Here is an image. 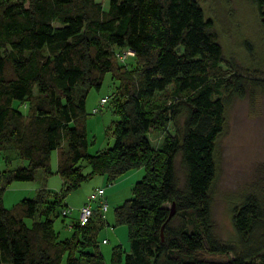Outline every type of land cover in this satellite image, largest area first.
I'll return each instance as SVG.
<instances>
[{"label": "trees", "instance_id": "trees-1", "mask_svg": "<svg viewBox=\"0 0 264 264\" xmlns=\"http://www.w3.org/2000/svg\"><path fill=\"white\" fill-rule=\"evenodd\" d=\"M252 2L264 28V0ZM126 48L132 66L116 55ZM106 72L118 118L112 145L91 153L85 99ZM250 83L264 86L224 55L198 0H0V264H105L98 232L107 221L97 203L83 224L64 221L69 235L60 236L54 218L69 213L65 190L138 167L131 196L114 206L129 249L114 244L111 264H264V198L248 192L232 208L239 249L215 236L211 218L226 104ZM168 88L169 99L156 96ZM154 131L163 134L157 146L147 136ZM53 149L62 187L5 206L13 181L51 173Z\"/></svg>", "mask_w": 264, "mask_h": 264}, {"label": "rangeland", "instance_id": "rangeland-1", "mask_svg": "<svg viewBox=\"0 0 264 264\" xmlns=\"http://www.w3.org/2000/svg\"><path fill=\"white\" fill-rule=\"evenodd\" d=\"M103 6L108 0H99ZM203 8L206 17H210L217 31L224 55L232 60L235 65L249 76H257L264 81V28L260 24V19L252 0H198ZM181 48V47H179ZM128 66L134 64L133 55L125 58ZM115 87V80L109 72L103 76V80L98 87H92L86 94L85 124L89 139L88 151L96 152L101 148H106L113 143L112 127L114 120L118 118L113 108L109 105V100L103 106H98L101 96L110 97ZM170 88L165 93H158L159 98L169 99ZM17 103V102H16ZM19 107L25 109L23 102L17 103ZM98 106L96 112H92V107ZM182 119H179L181 123ZM169 131H174V126L168 124ZM162 133L159 131L148 132L147 136L154 146L162 141ZM0 151V167L3 165V154ZM12 155V152H10ZM57 151L53 149L50 153L51 173L55 174ZM14 164H20V158L13 159ZM217 171L211 185V218L215 236L227 243L232 244L235 249H239V242L232 225V208L239 203L248 192H256L264 198V86L249 84L243 96H233L226 104L225 124L216 144ZM178 181H183V171L176 161ZM140 171V170H139ZM101 174H96L76 188L64 191V201L68 204L70 212L65 217L56 216L54 226L60 236L69 235L70 228L64 223L76 219L79 214V206L82 204L91 190L97 186L104 185L105 189L110 188L111 183L106 180L100 183ZM42 180V181H41ZM43 171L38 169L35 177L25 183L38 187L43 184ZM97 185V186H96ZM61 187L55 189L58 190ZM12 189V188H10ZM108 197V208L103 211L107 224L98 232L99 247L102 251L105 264H111V248L114 244L120 243L122 236L126 243L127 235L117 234L114 227H123L125 224L113 226L114 206L131 196V186H121ZM54 190V189H51ZM118 190V191H117ZM16 193V194H13ZM36 190L11 192L8 190L4 198L5 206H11L15 200L22 197H33ZM96 202L93 203V206ZM27 221L28 218L26 219ZM105 238V241L102 239ZM128 240V239H127ZM129 243V241H128ZM206 257L225 258L228 254H208Z\"/></svg>", "mask_w": 264, "mask_h": 264}, {"label": "crops", "instance_id": "crops-1", "mask_svg": "<svg viewBox=\"0 0 264 264\" xmlns=\"http://www.w3.org/2000/svg\"><path fill=\"white\" fill-rule=\"evenodd\" d=\"M3 165H4V162H3ZM54 169H56V164H55V168ZM142 172H143L142 168L138 167V168H133V169L127 170L126 172L121 174L118 178H116L113 182H111L110 188L105 189L106 199H108L107 196L110 193H112L114 190H116V189L120 190L119 188L121 186H124V185H127L129 187L132 186L133 183L140 177ZM52 173H47L46 174V173L43 172V181L44 182H43V184L39 185L38 187L34 186L32 183L31 184L25 183V181H28V180H25V181L24 180L23 181H13L11 184H9L6 187V189L4 191L3 201H4V198H5L6 192H8V190H11V192H15V191H18V190L33 191V189H35L37 191L38 189H40L42 187H47V188L55 190V189H57L59 187H62V185H63L62 177L57 172L55 174H52ZM105 180H106L105 176L102 175V179H100V182L98 184L103 183ZM10 188H12V189H10ZM69 190H71V189H69ZM13 194H16V193H13ZM15 201H17V200H15ZM107 202H108V200H107ZM80 205H82V204H80ZM120 228L122 230L120 234H122V233L124 234L125 233L124 235H127V239H128L127 226H126V231H125V229L123 227H120V226L114 227L113 230L117 234V231L120 230ZM127 239H126V243H124L122 236L120 238V241H121L120 244L125 250L129 249V243H128L129 239L128 240ZM102 241H105V238H103Z\"/></svg>", "mask_w": 264, "mask_h": 264}, {"label": "built area", "instance_id": "built-area-1", "mask_svg": "<svg viewBox=\"0 0 264 264\" xmlns=\"http://www.w3.org/2000/svg\"><path fill=\"white\" fill-rule=\"evenodd\" d=\"M134 51L130 48H126L122 51L116 52L117 57L123 61L127 56L133 55ZM108 100L107 96H101L99 99L98 106H103ZM92 107V112L98 111L99 107ZM96 202L102 211L106 210L108 207V202L105 197V187L104 185L98 186L91 190L86 197V200L79 207V214L77 220L80 224L86 222L93 212V203ZM70 212L69 208L62 209V213Z\"/></svg>", "mask_w": 264, "mask_h": 264}, {"label": "water", "instance_id": "water-1", "mask_svg": "<svg viewBox=\"0 0 264 264\" xmlns=\"http://www.w3.org/2000/svg\"><path fill=\"white\" fill-rule=\"evenodd\" d=\"M173 211H174V205H173V203H172V207H171V210H170L169 215H171V214L173 213Z\"/></svg>", "mask_w": 264, "mask_h": 264}]
</instances>
